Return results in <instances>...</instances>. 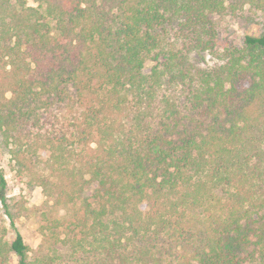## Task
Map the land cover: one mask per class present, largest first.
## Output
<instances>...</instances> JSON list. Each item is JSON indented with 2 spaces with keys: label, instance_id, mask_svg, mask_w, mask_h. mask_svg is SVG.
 Wrapping results in <instances>:
<instances>
[{
  "label": "trees",
  "instance_id": "obj_1",
  "mask_svg": "<svg viewBox=\"0 0 264 264\" xmlns=\"http://www.w3.org/2000/svg\"><path fill=\"white\" fill-rule=\"evenodd\" d=\"M238 1L0 0V143L72 255L264 264V33L212 19ZM5 188L0 264H28Z\"/></svg>",
  "mask_w": 264,
  "mask_h": 264
},
{
  "label": "rangeland",
  "instance_id": "obj_2",
  "mask_svg": "<svg viewBox=\"0 0 264 264\" xmlns=\"http://www.w3.org/2000/svg\"><path fill=\"white\" fill-rule=\"evenodd\" d=\"M26 2L28 6H34L32 0ZM212 19L220 48L225 45L239 47L246 35L258 36L264 33L263 12L252 9L246 0H239L234 11L216 14ZM205 59L208 61V57ZM151 66L152 63L149 62L145 69L148 70ZM0 171L6 183L4 192L6 203L14 216L15 226L28 247V264H96L98 258L93 253L72 255L67 247L50 238L52 234L63 237L65 230L63 225L70 219L72 207L65 209L50 207L51 201L43 196L40 188L27 187L24 181H20L15 174L14 163L1 143ZM54 219L59 221L60 226L50 229L51 221ZM1 227L6 229L4 239L10 241L14 232L0 206ZM9 264H17V259L12 255Z\"/></svg>",
  "mask_w": 264,
  "mask_h": 264
}]
</instances>
